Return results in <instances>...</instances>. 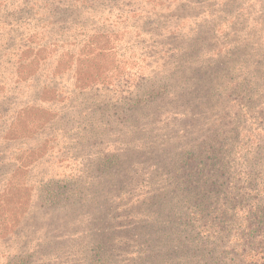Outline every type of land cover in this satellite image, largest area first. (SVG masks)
Listing matches in <instances>:
<instances>
[{
	"label": "rangeland",
	"instance_id": "obj_1",
	"mask_svg": "<svg viewBox=\"0 0 264 264\" xmlns=\"http://www.w3.org/2000/svg\"><path fill=\"white\" fill-rule=\"evenodd\" d=\"M257 1L0 0V264H81L94 253L99 264L96 252H124L98 235L119 203L113 194L130 205L144 191L147 160L158 161L164 139L145 128L168 123L162 113L170 93L194 94L183 108L205 113L204 97L220 85L235 125L253 129L251 136L264 133V18L250 19L261 16L251 14ZM201 13L212 16L187 38ZM254 94L257 103L249 99ZM241 130L234 137L225 127L220 138L244 145L250 140ZM202 138L195 132L177 146L181 154H202L192 164L179 154L176 167L193 171L189 181L198 185L180 207L197 215L204 238L208 220H219L224 187L220 178L209 184L223 173L213 167L218 163L202 174L212 160ZM258 145L264 184V139ZM133 162H140L141 177L131 183ZM179 246L189 248L176 252L186 264H228L239 253L207 252L191 240ZM258 250L248 263H257Z\"/></svg>",
	"mask_w": 264,
	"mask_h": 264
},
{
	"label": "trees",
	"instance_id": "obj_2",
	"mask_svg": "<svg viewBox=\"0 0 264 264\" xmlns=\"http://www.w3.org/2000/svg\"><path fill=\"white\" fill-rule=\"evenodd\" d=\"M222 1L225 2L226 0ZM257 3V7L255 4L251 5L250 8L253 9L251 14L256 12L261 16L250 18L251 23L264 18V0H258ZM211 16L212 13H201L194 16L191 29L187 31V38H193L197 28L204 26L205 17ZM23 17L25 18V16ZM222 27L221 30L217 31V34L222 32ZM218 28L220 26H217L216 29ZM192 87L194 89L195 85L192 84ZM215 89L214 92L204 97L205 113L190 110V105L183 108L194 94L184 92L177 94L176 91L170 93V99L167 101V106L170 109L162 113L165 120H169L168 123L155 128L148 126L145 128L152 133L164 136V139L166 136L174 139L173 143L167 145L164 139L160 140V147L156 146L160 157L157 155L158 161L153 162L154 164L147 160L144 191L130 199V205L121 203L122 196L112 195L119 200V203L114 205L115 213L111 218L113 222L110 221V226L102 230L98 236L101 240L115 241L123 248L124 252H96L98 256H101L99 257V264H177V261L179 264H186L187 262L182 257L176 259V252H188L189 248H180L179 244L190 240L193 245L199 243L206 246L207 250L209 249L207 252H239L233 257L226 258L228 264H250L248 259L254 256L251 252H259L258 247H262L261 252L263 254L255 264H264V184L261 181L263 159L255 155L257 154L255 149L259 146V141L264 139V133L259 135L257 134L258 130H256L255 134L251 136L254 133L253 129L247 131L236 126L234 118L228 116L227 112L229 111H224L223 95L219 91L220 85H215ZM257 95H250L249 99L256 98L255 103H257L258 97H260ZM201 99L202 97L197 98V101H201ZM180 108L182 109L180 110ZM261 113L262 111L256 112V116ZM244 115L245 112H241V117ZM228 123L230 125H226ZM225 127L234 137H238L237 131L242 129L243 135H248L249 139H247L251 142L247 141L244 145L237 144L236 146H233L235 142H232L231 145L228 138H220ZM195 132L203 137L200 146L208 145L207 153L210 154V159L213 160L215 157L218 160L204 162L202 174H207L208 171L205 172V170L208 168L213 170V167L223 170L222 174H213L211 176L212 181L209 183L216 184L220 178V182L223 184H219V186L224 187L222 189L224 191H221L224 202L216 208L219 220L212 217L208 220L211 223L210 232L204 238L200 237V230L195 227L197 223L195 216L197 215L188 217L189 214L184 215L180 207L182 203H189V198L192 197V189L198 185L189 181L193 171H188L185 168L181 174L180 169L182 168L176 167L179 154L180 161H188L191 164L197 159V154L198 156L202 154L201 150H195L196 154L191 150L186 152V155L181 154L185 150L179 153L176 150L182 141L185 146L189 142L190 135ZM137 147L134 146L135 149ZM138 154L142 158L147 157L144 149H141ZM214 163H218L219 166L212 167ZM140 165V162H133L132 172L129 175L131 176V183L133 176L141 177L139 174ZM245 165H249V168H245ZM121 167L122 165L119 163L113 167V170L118 172ZM126 167L124 166V170ZM185 173L187 174L185 175ZM216 174L219 175L217 179H215ZM117 175V173L114 174V176ZM199 183L200 187L201 182ZM191 184L192 187L190 188ZM224 225L229 226V228L222 229L221 226ZM190 231L197 232L196 236L188 237ZM247 235L251 236V239L245 238ZM232 244H238L239 249L234 251L236 248L232 247ZM214 249H218V251ZM118 254L120 260L116 259ZM168 258L171 259V262L168 261ZM95 260L94 253L86 259H82L81 264H93ZM19 263L23 264L22 261Z\"/></svg>",
	"mask_w": 264,
	"mask_h": 264
}]
</instances>
